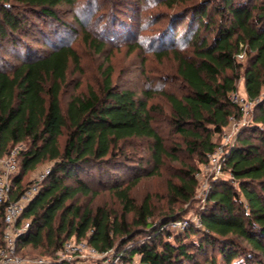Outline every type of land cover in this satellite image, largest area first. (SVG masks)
Segmentation results:
<instances>
[{
  "label": "trees",
  "instance_id": "1",
  "mask_svg": "<svg viewBox=\"0 0 264 264\" xmlns=\"http://www.w3.org/2000/svg\"><path fill=\"white\" fill-rule=\"evenodd\" d=\"M10 1L55 20L59 19L57 6L76 2L0 0V42L19 31L25 19L24 15L13 13L17 7ZM219 1L220 5L215 6L217 0H166L169 8L179 4L187 7L175 13L172 19L175 33L169 37L162 34L163 50L156 55L166 57L168 50L175 47L178 73L188 91L182 97L163 94L171 104L177 132L188 140L192 152L203 158L202 165L220 145L212 141L213 136L222 134L229 120L241 114L231 95L239 91L238 82L244 79L246 95L256 102L258 115L246 130L249 135L238 137L237 144L226 155L224 171L230 173L238 187L221 179L212 182L206 208L199 215L201 226L191 223L179 234L164 228L184 217L166 215L155 225L149 221L153 216L151 199L136 204L130 192L139 179L125 188L115 185L114 193L123 207L120 217H113L103 207L83 211L81 206L68 204L79 194L91 193L81 179L83 174H91L98 167L101 177L107 175L102 164L114 156L122 141L151 140L157 166L164 156L171 154L153 124V107L148 100L154 94L146 92L145 99H140L132 90L113 88L109 69L103 73L104 99L91 90L86 96L73 97L64 111L63 86L71 63H80L77 52L67 45L43 57L28 55L26 51L23 62L10 68L0 66V154L30 141V147L18 153L14 200L28 187L24 183L28 173L43 163L53 164L40 183L39 194L25 209L24 216L31 219L27 231L18 238V251L32 247L55 255L66 241L75 237L88 240L99 252L121 251L125 246L128 258L137 256L140 264H201L190 253L191 245L178 240L181 235L195 232L202 236L198 250L217 249L225 264L241 263L242 255L233 238L243 239L264 256V0L253 5ZM210 6L219 18L211 16ZM185 21L194 45L190 58L180 57L176 49L177 30ZM202 29L214 32L212 40L201 39ZM98 46L101 51L104 44ZM242 52L248 55L246 66L237 58ZM63 137L66 139L61 146ZM199 170L182 171L180 184L169 185L172 196L183 203L191 201L198 186L195 175ZM68 179H74L77 185L67 184ZM3 211L0 207V249ZM130 213L134 214L137 226L148 228L149 238L136 241L126 220ZM172 235L179 244L168 240ZM118 238L121 240L116 243Z\"/></svg>",
  "mask_w": 264,
  "mask_h": 264
},
{
  "label": "rangeland",
  "instance_id": "2",
  "mask_svg": "<svg viewBox=\"0 0 264 264\" xmlns=\"http://www.w3.org/2000/svg\"><path fill=\"white\" fill-rule=\"evenodd\" d=\"M166 0H76L75 4H62L56 7L58 20L43 16L36 10H29L10 1L17 7L13 13L24 15L19 31L0 42V66L10 68L23 62L26 51L34 56L43 57L62 45L75 49L80 63H71L67 81L62 91V106L66 111L68 103L76 96H86L91 90L104 99V72L111 69L112 86L117 90H132L138 98L146 97V92H151L153 97L148 100L152 106L153 124L165 141L167 151L171 156H164L160 166H157L153 158L152 141L145 138H131L120 142L119 150L116 149L112 158L102 164L103 172L98 167L91 170V174H83L81 179L85 181L91 193L79 194L75 200L68 204L81 206L95 211L103 207L111 212L113 217H120L123 207L114 193L115 185L121 188L127 187L135 180L137 184L132 187L130 195L137 205L143 203L146 198L151 199L153 216L149 221L158 223L166 215H178L183 219L196 224L195 219L206 208L207 188L216 181L205 173L198 179V186L193 199L187 203L178 201L170 193V183L180 184L182 171L189 168L201 169V156L192 152L188 140L181 136L173 124V111L170 102L163 93L184 96L188 88L181 80L178 69L179 60L175 56V47L168 50V55L159 58L156 53L162 51L160 46L162 34L167 37L174 35L173 18L175 13L183 11L187 6L179 4L169 8ZM250 5L259 0H235ZM220 1L214 4L220 5ZM17 5V6H16ZM187 5V4H186ZM211 16L219 18L213 6H210ZM197 28V26H195ZM173 31V33H171ZM177 52L180 57L190 58L194 54V45L187 29V21L177 30ZM189 37V38H188ZM200 37H208L212 40L214 32L201 30ZM88 38V40L86 39ZM185 40V41H184ZM95 43V45L93 44ZM104 44L100 51L98 45ZM245 54V52H244ZM239 59V58H238ZM240 62L246 66L248 55H244ZM244 73V67L241 74ZM244 79L238 82L239 94L244 89ZM258 111L253 105L247 118L239 116L229 120L223 133L215 134L212 141L225 144L226 138H230L225 149L230 144H237L238 137L249 135L248 128L254 123ZM213 129V128H212ZM65 137L61 139L64 145ZM30 141L19 143L15 149L18 153L27 150ZM175 149V151H174ZM53 162L39 165L24 178L25 186L38 183V175L47 168L52 167ZM200 171V170H199ZM232 183L238 187L230 173L224 171L218 178ZM67 184L77 185L74 179H68ZM206 184V186H205ZM25 221H30V216H24ZM134 214L126 215L128 226L136 235V241L150 237L147 227L135 224ZM179 234L181 232H172ZM177 237V236H176ZM201 234L187 233L181 235L178 240L191 245L190 253H194L196 260L201 264H225L221 260L217 249L207 248L203 252L198 250L201 242ZM73 240H77L75 237ZM174 235L168 240L173 244H179ZM235 247L241 252L240 264H264V256L254 250L243 239L233 238ZM121 239H116L119 243ZM181 241V242H182ZM61 250V249H60ZM60 250L54 255L44 254L41 249L25 247L18 251V255L24 260L44 258L55 260L60 257ZM125 250V246L121 251ZM126 253V252H125ZM94 260V259H93ZM216 260V263L214 262Z\"/></svg>",
  "mask_w": 264,
  "mask_h": 264
},
{
  "label": "built area",
  "instance_id": "3",
  "mask_svg": "<svg viewBox=\"0 0 264 264\" xmlns=\"http://www.w3.org/2000/svg\"><path fill=\"white\" fill-rule=\"evenodd\" d=\"M244 52L237 55L243 59ZM231 101L236 105L243 118H247L256 102L251 101L247 95L239 92L231 95ZM233 118V117H232ZM231 118V119H232ZM225 144H220L213 153L208 154L207 162L203 164L200 171L196 173V179H200L203 173L218 179L224 173L226 165V155L234 144H230L229 149H225L230 138H226ZM18 151L11 150L7 154H0V207H3L4 230L2 234L3 247L0 249V264H28L18 255V238L29 228V222L24 219V212L28 205L39 194L40 183L50 173V168L45 169L38 175V183L28 186L17 199L14 200L16 186L13 184V177L18 172ZM206 186V184H205ZM211 186L207 188L206 195L210 192ZM246 209L248 208L247 205ZM196 225L201 226L200 216L195 219ZM188 219H180L170 222L164 229L170 232H183L190 226ZM60 257L55 260L38 258L31 260L30 264H140L139 258L135 256L129 259L125 251L109 250L99 252L92 247L88 240L66 241L60 252ZM94 259V260H93Z\"/></svg>",
  "mask_w": 264,
  "mask_h": 264
},
{
  "label": "crops",
  "instance_id": "4",
  "mask_svg": "<svg viewBox=\"0 0 264 264\" xmlns=\"http://www.w3.org/2000/svg\"><path fill=\"white\" fill-rule=\"evenodd\" d=\"M242 92L246 95V90H245V87H244V89H242Z\"/></svg>",
  "mask_w": 264,
  "mask_h": 264
}]
</instances>
